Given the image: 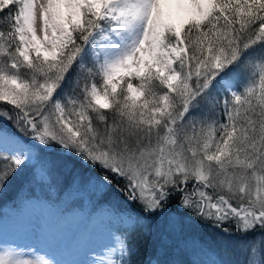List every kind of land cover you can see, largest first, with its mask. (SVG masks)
<instances>
[{
  "label": "snow or ice",
  "instance_id": "6c2138e0",
  "mask_svg": "<svg viewBox=\"0 0 264 264\" xmlns=\"http://www.w3.org/2000/svg\"><path fill=\"white\" fill-rule=\"evenodd\" d=\"M0 102V193L63 168L123 202L86 261L0 240V264H134L174 202L264 264L243 239L264 233V0H0Z\"/></svg>",
  "mask_w": 264,
  "mask_h": 264
},
{
  "label": "trees",
  "instance_id": "16d2710c",
  "mask_svg": "<svg viewBox=\"0 0 264 264\" xmlns=\"http://www.w3.org/2000/svg\"><path fill=\"white\" fill-rule=\"evenodd\" d=\"M3 126L8 131H12L10 125L5 124ZM29 179L27 173H22L13 178L0 193V218L5 216L4 208L7 205L15 204L17 194L23 188L27 189L23 193L27 195L24 198H36L49 203L57 215L74 208H86L92 213L102 208L112 209L113 205L123 207L122 199L118 197V194L112 191L106 192L105 189L90 196L89 204L83 205V197L77 200V196L73 195L72 187L68 186L70 177L63 168L58 169V182L51 187L36 184L34 188V184H29ZM170 211L181 215L177 221L179 227H175L174 230L161 231L153 227L152 220L157 218L159 213L148 217L146 221H142L151 229L152 234L145 235L143 229L138 230L135 234L140 252L133 257L134 264H152L156 260L167 262V264H246L247 255L244 258H239L234 252L223 249V246H230V249L232 246L222 244L217 238L218 233L211 229L208 224L192 218L189 212L176 207L175 202ZM262 235L264 233L257 230L249 233L243 239L255 241ZM234 237L228 240H234ZM210 252H214L217 258L208 261L204 254ZM218 258L222 261L216 263Z\"/></svg>",
  "mask_w": 264,
  "mask_h": 264
},
{
  "label": "rangeland",
  "instance_id": "374dc122",
  "mask_svg": "<svg viewBox=\"0 0 264 264\" xmlns=\"http://www.w3.org/2000/svg\"><path fill=\"white\" fill-rule=\"evenodd\" d=\"M84 175H91V173L85 172ZM38 185L40 186V184ZM35 187L36 184H34ZM71 187L73 195L77 196V200L83 197V205L85 206L89 204L90 196L104 191L103 188H97L91 185H85L79 189L75 185ZM26 190V188H23L18 192L15 204L7 205V210L6 208L4 209L6 212L5 216L3 215L0 218V240L4 244H14L24 249L37 248L45 252L48 250L55 251L58 259L66 261H70L71 258L69 259L68 256L70 253H74L77 256L73 260L82 262L88 259V248L95 247L99 250L107 242V230L100 225V220H106L107 217L105 214L112 209L102 208L91 213L86 208H74L72 212L62 217L59 215L52 217V214L55 212L49 203L35 200L25 203L22 201L24 197H27V195L23 194ZM20 203L23 204L21 205ZM180 217V214L169 209L166 210V214L159 213L158 217L152 220V225L161 231L167 229L171 231L174 230L171 221L177 222ZM48 221L49 228L45 229L44 224H47ZM53 226L55 227L51 229ZM63 227L65 232L61 233L64 230ZM178 227L179 225L176 224V228ZM56 230L57 232H52ZM58 234H61L60 238L56 236ZM50 237H53V239ZM231 238L229 237L227 239ZM234 239H237V237H234ZM59 240L65 242L66 246L56 248L54 241ZM222 248L234 252L239 258H244L245 256L237 252L233 247L230 249V246H223ZM66 252L69 254H65ZM204 255L208 261L217 258L214 252L205 253ZM220 261L222 260L218 258L216 263Z\"/></svg>",
  "mask_w": 264,
  "mask_h": 264
},
{
  "label": "bare ground",
  "instance_id": "6f19581e",
  "mask_svg": "<svg viewBox=\"0 0 264 264\" xmlns=\"http://www.w3.org/2000/svg\"><path fill=\"white\" fill-rule=\"evenodd\" d=\"M56 236H57L58 238H60L61 234H60V235L58 234V235H56ZM51 239H53V237H52ZM54 242H55V241H54Z\"/></svg>",
  "mask_w": 264,
  "mask_h": 264
}]
</instances>
